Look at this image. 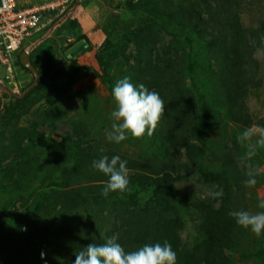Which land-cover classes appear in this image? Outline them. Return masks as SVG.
<instances>
[{
  "label": "trees",
  "instance_id": "16d2710c",
  "mask_svg": "<svg viewBox=\"0 0 264 264\" xmlns=\"http://www.w3.org/2000/svg\"><path fill=\"white\" fill-rule=\"evenodd\" d=\"M245 3L118 0L101 28L104 39L94 52L95 66L76 56L49 73L32 63L38 83L29 89L32 75L20 95H13L11 113L0 117V193L9 196L0 207V255L6 253L0 264H74L76 251L103 244L113 234H119L126 252L168 241L176 264H264V232L258 238L228 215L264 211L258 207L264 196L257 195L264 184L258 170L264 146L244 159L248 142H238L246 128L264 126V117L253 120L247 107L249 89L261 86L253 55L264 47V21L246 28L241 20ZM75 6L71 3L44 32ZM76 38L84 41L86 52L88 35ZM22 51L15 63L30 73L20 64ZM90 72L109 96L95 101L90 90L83 109L64 104V98L86 94L73 87ZM125 76L159 93L165 112L152 136L110 143L106 133L116 108L112 88ZM33 94L44 110L40 105L31 110ZM20 120L25 126L18 127ZM59 124L68 130L55 140ZM102 155L128 162L126 192L101 195L108 177L92 162ZM249 169L257 181L251 188L243 183ZM191 171L214 193L217 186L223 188V196L178 191L176 185ZM16 202L24 209L20 220L31 250L40 255L36 261L6 232L5 215ZM188 222L194 223L193 233L183 239Z\"/></svg>",
  "mask_w": 264,
  "mask_h": 264
},
{
  "label": "rangeland",
  "instance_id": "374dc122",
  "mask_svg": "<svg viewBox=\"0 0 264 264\" xmlns=\"http://www.w3.org/2000/svg\"><path fill=\"white\" fill-rule=\"evenodd\" d=\"M38 5L45 6L48 4H57L64 2L62 6L59 8H55L53 11L42 12L48 13L47 16H44L41 21L46 24L44 29L51 26L53 22H56L58 18L62 15L63 11L68 8L71 3H76V6L69 13V16L62 20L61 23L52 27L51 33L45 34L44 29L40 34L33 36L30 39H27L23 48H26L30 55V60L37 67V69H45L49 73L54 72L59 69L62 65H68L72 62V60L77 56L80 62L90 63L95 66L94 61V52L99 47L100 42L103 41L104 35L101 31L106 19L109 14L112 13L114 7L117 5L118 0H34ZM23 2V0L21 1ZM246 4V3H245ZM63 9H62V8ZM244 10L241 14V20L243 25L246 28L255 29L259 26L260 21H264V0H247L246 6H244ZM118 14H115L117 16ZM93 19H97L99 26L96 28L95 24L91 21ZM78 34H86L88 35L89 47L88 50L82 53L83 50L79 51L76 55H72V48L77 45V47H81L84 45V41L81 39H77L76 35ZM72 39L70 43L66 42V38ZM167 40L169 38L167 37ZM76 48V50L78 49ZM258 49H264L258 48ZM257 49V50H258ZM257 50L255 51L253 58L257 60L258 63V73L256 79H260L261 86L259 88H250L248 91L247 98V107L248 111L253 120H257L261 117H264V55L258 56L256 55ZM72 53H71V52ZM68 53V54H67ZM16 61V59H15ZM85 63V64H86ZM15 83L17 90L21 93V89L29 84L32 81V74L24 71L18 64L15 63ZM36 69V70H37ZM94 72H90V75L85 76L80 79L78 83L73 87L74 91H85L86 94L82 98L68 99L64 98V104H75L77 108L83 109L82 103L89 100L90 92L92 91V96L95 101H100L109 96L108 91L101 83L100 79H98L94 74ZM0 82L3 84L4 89L0 88V117L6 115L9 112L11 104L13 102V95L9 94L11 87L13 85L8 84L4 81V71L0 68ZM11 85V86H10ZM13 89V88H12ZM91 90V91H90ZM11 92V91H10ZM28 101L29 106H31V110H35L36 107L40 105L42 110L46 107L43 105V101L34 97L29 98ZM91 105V102H89ZM112 108V107H111ZM109 107V110L111 109ZM1 125V123H0ZM25 126L24 120H20L18 127ZM68 128L65 124H59L58 129L53 135V139L58 140L60 135H62ZM43 134L47 135L49 130L46 128H39ZM261 173H264V163L258 169ZM176 188L180 192L188 193L190 191H194L199 197H213L214 192L213 189L206 186L202 183L199 176L191 171L187 175V180L176 185ZM258 197L264 196V184L261 185L257 190ZM9 201V196L6 193H0V207ZM24 209L21 208V204L16 202L14 207L6 213V223H8V227L6 232H8V236L18 240L21 247L26 252L27 256L31 261H36L40 258V255L35 252L33 249L27 229L23 228L22 222L20 219L23 217ZM187 229L183 233V239L188 237V234L193 233V222H188ZM5 247H2L4 250ZM33 251V252H32ZM6 255L5 251L1 253L0 257L2 258Z\"/></svg>",
  "mask_w": 264,
  "mask_h": 264
},
{
  "label": "clouds",
  "instance_id": "9594fccd",
  "mask_svg": "<svg viewBox=\"0 0 264 264\" xmlns=\"http://www.w3.org/2000/svg\"><path fill=\"white\" fill-rule=\"evenodd\" d=\"M264 41V37H261ZM256 55H264V49H258ZM112 96L116 108L110 114L112 120L110 130L106 133V140L116 144L125 141L131 136L133 139H140L145 134L152 136L158 123L165 112L164 102L156 91H150L144 84L139 86L131 82L130 77L125 76L118 80L112 88ZM257 139L253 143V138ZM238 142H248V151L244 159H251L256 155L259 147L264 146V126L253 124L246 128L238 136ZM104 148L100 149L103 153ZM127 161L119 156L109 158L102 155L93 160L92 168L108 177L101 195L108 198L110 193H124L128 190L129 177ZM243 183L245 187H254L257 183L256 172L249 169ZM214 193L216 197L223 196V188L217 186ZM258 207L264 209V200L260 201ZM234 218L238 226L250 229L256 237L264 232V211L250 213L245 210H232L228 213ZM119 234H113L103 244L95 242L79 249L74 253V264H176V253L171 244L164 241L163 244H145L134 251L126 252L123 246L118 243Z\"/></svg>",
  "mask_w": 264,
  "mask_h": 264
},
{
  "label": "built area",
  "instance_id": "2783aa9c",
  "mask_svg": "<svg viewBox=\"0 0 264 264\" xmlns=\"http://www.w3.org/2000/svg\"><path fill=\"white\" fill-rule=\"evenodd\" d=\"M63 3L19 9L17 0H0V68L4 71V81L13 85L10 89L12 95L19 94L14 73L16 55L21 50L28 51L22 47L24 42L39 34L46 26L41 21V13L53 11Z\"/></svg>",
  "mask_w": 264,
  "mask_h": 264
},
{
  "label": "water",
  "instance_id": "95a60500",
  "mask_svg": "<svg viewBox=\"0 0 264 264\" xmlns=\"http://www.w3.org/2000/svg\"><path fill=\"white\" fill-rule=\"evenodd\" d=\"M86 47V45L84 44V45H82L81 47H77V45L75 46V47H73L72 48V51H73V53H72V55H70V56H74V55H76L79 51H81V50H83L84 48ZM76 48H78L77 50H76ZM68 54V53H67ZM19 61H20V64H21V66L22 67H24L25 69H27L34 77H35V82L33 83V85L29 88V89H31L33 86H35L37 83H38V81H39V76H38V73H37V70L35 69V67L32 65V62H31V60H30V55H29V52L28 51H22L21 53H20V55H19Z\"/></svg>",
  "mask_w": 264,
  "mask_h": 264
},
{
  "label": "crops",
  "instance_id": "0c3cea01",
  "mask_svg": "<svg viewBox=\"0 0 264 264\" xmlns=\"http://www.w3.org/2000/svg\"><path fill=\"white\" fill-rule=\"evenodd\" d=\"M21 1L22 0H17V6H18L19 9H32V8H37V7H43L40 4L38 5V3H36V1H34V0H23V2H21ZM41 15H42V19H43V17L47 16L48 13H41ZM91 21L95 24L96 28L100 27L97 19H95V21L93 19H91ZM52 30L53 29L50 30V33H51ZM43 35H44L45 38L49 37V36H46V33L43 34ZM66 38H68V36ZM71 41H72V39H70V38L66 39V42H68V43H70Z\"/></svg>",
  "mask_w": 264,
  "mask_h": 264
}]
</instances>
